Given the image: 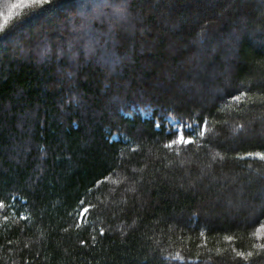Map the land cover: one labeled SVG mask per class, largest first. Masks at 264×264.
<instances>
[{
    "label": "trees",
    "instance_id": "1",
    "mask_svg": "<svg viewBox=\"0 0 264 264\" xmlns=\"http://www.w3.org/2000/svg\"><path fill=\"white\" fill-rule=\"evenodd\" d=\"M37 9L0 0V264H264V0Z\"/></svg>",
    "mask_w": 264,
    "mask_h": 264
},
{
    "label": "snow or ice",
    "instance_id": "2",
    "mask_svg": "<svg viewBox=\"0 0 264 264\" xmlns=\"http://www.w3.org/2000/svg\"><path fill=\"white\" fill-rule=\"evenodd\" d=\"M29 3H31L32 5H36L38 6L37 10H43V6L45 4L49 3V0H29ZM28 6V4L26 3H17V4H13V8H21V10L23 11L24 8H26ZM117 14H121L122 13V9L121 8H117L116 9ZM9 17L8 16H3V20L5 21V23H7ZM89 44H91V38L89 40ZM238 90V89H237ZM209 115H212V113H209ZM201 118H198V121ZM181 127L175 129L174 131H172L170 133L171 136H174L175 139H170L168 141V146H172L174 144H176L177 142L185 144V145H190L191 143H193L195 136L197 135L195 129H199L198 135L200 137H205V127H206V121L204 124H201L199 122H197L195 124V128L193 126L192 123L188 122V121H184L181 120L179 121ZM154 126H159V125H155ZM186 133H188L186 135ZM248 155H254L257 157H260L262 159H264V152L262 151H257L255 153H248ZM0 204H3V201H0ZM91 207L90 205L88 207H82V212L86 213L88 211V208ZM255 222V221H254ZM262 227H264V225H261ZM104 230L101 229V232H103ZM228 239H232L231 237H228ZM81 243H84V241H81ZM261 247H264V245H261ZM240 257H243L245 254L243 252H240L237 254ZM249 255H251V253H249ZM237 264H239V261H237Z\"/></svg>",
    "mask_w": 264,
    "mask_h": 264
},
{
    "label": "rangeland",
    "instance_id": "3",
    "mask_svg": "<svg viewBox=\"0 0 264 264\" xmlns=\"http://www.w3.org/2000/svg\"><path fill=\"white\" fill-rule=\"evenodd\" d=\"M226 6H231V4H229V3H226L225 4ZM227 8V7H226ZM10 11L13 9V6L11 7L10 6ZM238 26L240 27V29H244L245 27H246V24L245 23H243L242 21H241V19H238ZM193 85V87H195L194 89V91L196 92L195 94H198V93H200L199 91L200 90H202V89H200V87H199V85L197 84V83H193L192 84ZM202 88V87H201ZM206 90H207V92H210L212 89H210V88H208V87H206L205 88ZM142 114H146V112L145 111H142ZM167 122H168V124L173 128V129H177V128H180L181 127V125H180V123H179V120L178 119H175V118H173V117H171V116H169V117H167ZM114 138H118V136L117 135H114Z\"/></svg>",
    "mask_w": 264,
    "mask_h": 264
}]
</instances>
